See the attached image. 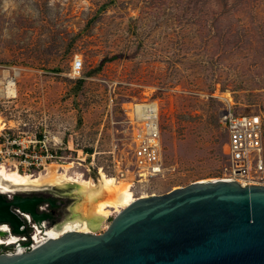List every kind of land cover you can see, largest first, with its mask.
Here are the masks:
<instances>
[{
	"label": "rangeland",
	"instance_id": "374dc122",
	"mask_svg": "<svg viewBox=\"0 0 264 264\" xmlns=\"http://www.w3.org/2000/svg\"><path fill=\"white\" fill-rule=\"evenodd\" d=\"M5 69L20 71L19 96L0 115L22 136L62 137L71 174L96 181L102 168L136 198L165 193L221 176L225 109L264 118V0H0ZM142 99L160 103L165 168L143 180L126 115Z\"/></svg>",
	"mask_w": 264,
	"mask_h": 264
},
{
	"label": "water",
	"instance_id": "95a60500",
	"mask_svg": "<svg viewBox=\"0 0 264 264\" xmlns=\"http://www.w3.org/2000/svg\"><path fill=\"white\" fill-rule=\"evenodd\" d=\"M39 200L0 191V223L22 234L20 213L37 215ZM0 264H264V184L197 180L140 196L103 232L70 230L1 249Z\"/></svg>",
	"mask_w": 264,
	"mask_h": 264
},
{
	"label": "built area",
	"instance_id": "2783aa9c",
	"mask_svg": "<svg viewBox=\"0 0 264 264\" xmlns=\"http://www.w3.org/2000/svg\"><path fill=\"white\" fill-rule=\"evenodd\" d=\"M82 67V58L76 56L72 65L73 73L79 74ZM5 71L7 74L3 73L2 85L14 86L17 91L0 96V110L4 103L2 99L6 102L14 101L19 96V75L14 69H5L3 72ZM2 112L0 113L3 114ZM126 115L132 126L133 157L138 176L143 180L160 175L165 168L159 101L142 99L130 102ZM221 118L228 135V163L221 176L216 179L236 180L242 185L264 184L263 116L259 113L243 114L225 109ZM4 121V128L0 131V164L21 172H39L48 163L64 157L60 154V150L65 148L64 141L56 133L45 131L41 137L22 136L21 121L14 124H10L12 120L6 121L4 118ZM9 244L5 242L0 245Z\"/></svg>",
	"mask_w": 264,
	"mask_h": 264
},
{
	"label": "bare ground",
	"instance_id": "6f19581e",
	"mask_svg": "<svg viewBox=\"0 0 264 264\" xmlns=\"http://www.w3.org/2000/svg\"><path fill=\"white\" fill-rule=\"evenodd\" d=\"M15 73L19 75L20 71L15 69ZM4 74H7V71ZM2 84L3 78H0V96H5L6 93L14 94L17 91L14 86L5 87ZM4 122V118L0 115V131L4 128ZM73 167V161L66 163L53 161L39 172H21L14 167L0 164V180L10 185H48L73 193L81 202L75 205V217L65 226L66 229L72 228V230L79 231L95 232L92 228L98 227L109 215L117 214L136 199L133 184L126 179L108 175L101 168L98 180L94 181L92 177H83L84 174H71L70 170ZM64 233L65 231H61V235ZM47 237L55 238L59 235L47 233ZM34 240L36 243L39 241L35 237Z\"/></svg>",
	"mask_w": 264,
	"mask_h": 264
},
{
	"label": "flooded vegetation",
	"instance_id": "af4514ba",
	"mask_svg": "<svg viewBox=\"0 0 264 264\" xmlns=\"http://www.w3.org/2000/svg\"><path fill=\"white\" fill-rule=\"evenodd\" d=\"M0 191L4 192V196L8 200H14L15 197L40 198L36 204L37 215L34 216L27 212L20 213L24 222V226H22L24 232L22 234L13 232L8 223H0V229L8 231L5 236H0V244L10 243L9 245H0V250H14L19 244L33 241L34 237L39 239L37 243H40L49 238L47 233L60 236L61 231L72 230V228L66 229L65 225L75 217L74 207L76 204L73 206L74 201L67 207V197L71 196L72 200L76 198L73 193L48 185H10L2 183L1 180Z\"/></svg>",
	"mask_w": 264,
	"mask_h": 264
}]
</instances>
